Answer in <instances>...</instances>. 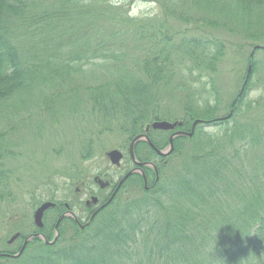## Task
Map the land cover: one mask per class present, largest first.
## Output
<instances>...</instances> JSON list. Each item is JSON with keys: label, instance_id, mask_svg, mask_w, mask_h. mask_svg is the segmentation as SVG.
Segmentation results:
<instances>
[{"label": "trees", "instance_id": "16d2710c", "mask_svg": "<svg viewBox=\"0 0 264 264\" xmlns=\"http://www.w3.org/2000/svg\"><path fill=\"white\" fill-rule=\"evenodd\" d=\"M151 1L159 4L156 14L132 17L114 0H0V227L17 216L8 164L19 155L9 135L15 118L24 127L63 102L78 123L63 121L86 136L80 156L89 159L105 131L117 129L129 145L155 120L181 121L177 128L189 131L195 119L232 111L176 137L166 163L137 142L136 157L157 163V181L147 168V191L140 187L96 228L60 230L53 245L35 238L0 264H264V125L252 116L264 97L247 99L256 84L264 91V62L256 57L264 48L246 55L250 73L232 101L223 102L214 81L230 46L235 57L264 46V0ZM219 30L241 43L233 47ZM179 94L186 105L177 115L164 101ZM149 137L160 149L168 143L165 131ZM67 178L56 170L20 194L29 196L23 219L44 195L67 192ZM9 235L0 228V252Z\"/></svg>", "mask_w": 264, "mask_h": 264}, {"label": "rangeland", "instance_id": "374dc122", "mask_svg": "<svg viewBox=\"0 0 264 264\" xmlns=\"http://www.w3.org/2000/svg\"><path fill=\"white\" fill-rule=\"evenodd\" d=\"M115 2H122L127 5L130 16H143L153 15L159 11V4L157 1L151 0H114ZM241 20V19H240ZM221 37L231 40V44L239 45L241 43L236 37L231 36L226 30H219ZM234 35V34H233ZM238 43V44H237ZM243 44V42H242ZM264 48V46L262 47ZM228 56V62L221 65V69L217 73L216 79H214L216 86L221 90L220 94L223 97V102H230L237 96L248 73L249 64L246 62V55L250 54V49L245 47L240 54L236 57L232 47ZM234 52V53H233ZM235 57V58H234ZM256 57L264 62V50L256 52ZM250 73V72H249ZM261 79V74L259 76ZM205 81V80H203ZM206 82V81H205ZM204 82V83H205ZM208 87V86H207ZM260 95L264 97V91L260 84H256L254 88L249 92L247 99H256ZM169 100V101H168ZM165 100L164 105L175 109L177 115L181 111V107L186 105V101L183 94L174 96ZM48 113L44 111L43 115L35 114L27 121L24 127L20 126L22 118H15L16 127L10 131V136L15 142L14 149L19 152L13 158L8 160L9 166L14 168L13 170V184L12 193L14 194L13 207L21 213V209L25 206V203L29 196L20 195L25 191L31 190L38 181L48 176L50 173L56 170H61L68 173L70 176L75 177L76 174H86L92 176L100 170L113 171L111 164L106 157L105 153L113 148H118L126 153V147L128 145L127 138L124 134H121L117 129L110 132H103L97 137L96 143L94 142V156L89 159H82L80 156V150L82 141L81 138L86 136H78L79 132L77 128L68 126L63 120H69L77 124V120L72 117L64 106L63 102H56L49 104ZM256 112H252L253 118L260 121V125H264V101L259 100V106ZM32 107L29 108V110ZM226 110L224 109L223 112ZM24 116V115H23ZM54 127H50V124L54 123ZM84 126V122L79 123L77 127L80 129ZM48 130L50 132H48ZM208 130H214L213 127H208ZM35 135V136H34ZM183 136V135H182ZM13 149V150H14ZM262 160H264V153L261 152ZM122 163L121 168L126 166ZM24 164L23 169H19V165ZM19 170H18V169ZM37 179V180H36ZM30 187V189H28ZM6 206L2 204L0 206V212ZM14 210V211H15ZM32 209H29V213L24 223L32 220ZM6 217H4V222ZM1 224V219H0ZM23 224V223H22ZM6 227L4 224L2 225ZM7 228V227H6ZM9 229V228H8ZM24 228H17L16 230H22ZM10 230V229H9ZM14 232V230H12ZM10 232V235L12 234ZM8 237V236H7ZM2 240V238H0ZM4 242L1 243V246ZM1 258V257H0Z\"/></svg>", "mask_w": 264, "mask_h": 264}, {"label": "flooded vegetation", "instance_id": "af4514ba", "mask_svg": "<svg viewBox=\"0 0 264 264\" xmlns=\"http://www.w3.org/2000/svg\"><path fill=\"white\" fill-rule=\"evenodd\" d=\"M180 129L182 128L165 131V133L167 132L168 134V141L169 137ZM149 132H151V130ZM149 134L150 133H148V137ZM176 137L178 136H175L174 139ZM139 141H143L146 145L145 147L150 146L145 140ZM137 142L133 147V157L129 153V147L126 150V153L119 149L122 152V158L120 159L119 164L113 165L110 163L111 168L114 169L112 172L109 170H100V172L91 177L86 174H76L72 179H66L67 185H70L68 186L67 192L44 195V201L32 208V220L28 222L26 220V223H24L22 216L23 210L21 209V213H19L20 211L18 212V210H15L17 216H15V218L10 216L5 220L6 224L4 225L7 228L2 225L0 227L4 228L5 232H12V230H14L11 235L3 240L4 244H2V247H6V250L8 251L5 250V252H3L5 256H2V258L6 260L18 258L23 253L28 242L35 238L42 239L46 245H53L60 235V230H62L65 235H71L74 231L82 233L89 230V228H96L97 223L107 217L113 209L118 207V205L121 206L130 198L134 197L140 187L147 191L151 183L149 176L150 173H147L148 167L153 170L154 179L156 178L155 170L147 163H153L156 166V169L157 163L152 160H139L136 157L135 146ZM127 156L130 158L129 163H126ZM155 159L156 161L160 160L161 162H165L166 160H163L164 157L158 154ZM123 162H125L124 164L126 166L121 168L120 166ZM70 188L71 190H69ZM92 198H95V201H93ZM45 201H50L54 203V205L43 212L42 226L38 227L34 223L33 214L34 211ZM17 228L24 229L15 231ZM24 231L25 236L22 234ZM15 233H18L17 238L13 241H9L11 236ZM55 235L56 239L54 240ZM48 237H50V239H48ZM26 239L27 242L25 248L21 251V254L12 257L21 250Z\"/></svg>", "mask_w": 264, "mask_h": 264}, {"label": "water", "instance_id": "95a60500", "mask_svg": "<svg viewBox=\"0 0 264 264\" xmlns=\"http://www.w3.org/2000/svg\"><path fill=\"white\" fill-rule=\"evenodd\" d=\"M260 47H263L261 45H255L254 48L252 49V52L250 53V58L252 57L254 51L256 49H259ZM250 68L251 66L249 65V68H248V73L247 75L249 74L250 72ZM248 76H246L247 78ZM247 80L244 81L241 89H240V92H239V95L243 92V89L245 87V83H246ZM232 115V111H230L228 114L226 115H223V116H220V117H216L212 120H208V121H203L202 119H195L193 122H192V125H191V128L189 131H186V130H177L176 132H174L170 137H169V141H168V145L165 149H157L154 144L150 141L149 137H148V133L150 131V129H158V130H164V131H169V130H173L175 129L176 127L178 126H181L182 125V122L181 121H169V120H165V119H162V120H155L153 122H151L150 124H146L145 127H144V131L140 134H138L137 136H135L132 141L130 142V145H129V153L130 155L133 157V147H134V144L139 141V140H145L146 142H148L150 144V146L155 150V152L160 155V156H168L172 153L173 151V138L175 136H188V137H191L194 133V128L197 124L201 123V122H209V123H212V122H219V121H224V120H227L231 117ZM108 159L110 160V163L115 165V164H119L120 162V159L122 158V152L117 149V148H113V149H110L109 151H107L106 153ZM137 162V161H136ZM148 165L152 166L153 169L155 170L156 172V181L158 180V174H157V169H156V166L153 164V163H147ZM101 181V180H100ZM93 201H95V198H92ZM54 203L50 202V201H45L43 202L35 211H34V214H33V218H34V223L35 225H37L38 227L42 226V215H43V212L48 209L49 207L53 206ZM18 236V233H15L14 235L11 236V238L9 239V241H13L15 240V238H17ZM56 239V235L54 237V240ZM26 242H27V239L25 240L21 250L14 254L12 257H16L17 255L21 254V251L25 248V245H26ZM2 255H5V254H0V256Z\"/></svg>", "mask_w": 264, "mask_h": 264}]
</instances>
